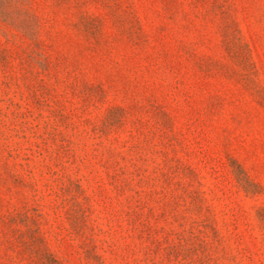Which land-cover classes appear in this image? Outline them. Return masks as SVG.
I'll return each mask as SVG.
<instances>
[{
  "label": "rangeland",
  "instance_id": "rangeland-1",
  "mask_svg": "<svg viewBox=\"0 0 264 264\" xmlns=\"http://www.w3.org/2000/svg\"><path fill=\"white\" fill-rule=\"evenodd\" d=\"M0 264H264V0H0Z\"/></svg>",
  "mask_w": 264,
  "mask_h": 264
}]
</instances>
